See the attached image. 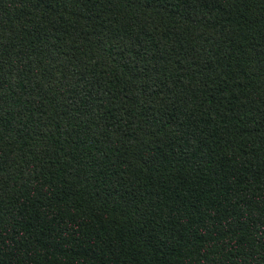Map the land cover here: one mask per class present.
Segmentation results:
<instances>
[{
	"label": "trees",
	"instance_id": "1",
	"mask_svg": "<svg viewBox=\"0 0 264 264\" xmlns=\"http://www.w3.org/2000/svg\"><path fill=\"white\" fill-rule=\"evenodd\" d=\"M0 264H264V0H0Z\"/></svg>",
	"mask_w": 264,
	"mask_h": 264
}]
</instances>
